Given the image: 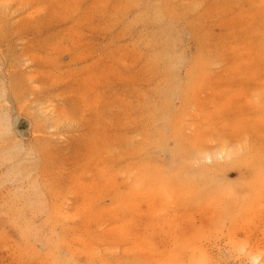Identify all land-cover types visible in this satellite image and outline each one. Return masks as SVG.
<instances>
[{"label": "rangeland", "instance_id": "1", "mask_svg": "<svg viewBox=\"0 0 264 264\" xmlns=\"http://www.w3.org/2000/svg\"><path fill=\"white\" fill-rule=\"evenodd\" d=\"M230 146H259L264 168V0H0V264H91L93 247L153 264L133 226L185 173L205 193L143 231L157 256L196 258L191 243L211 264H262L264 181L242 183Z\"/></svg>", "mask_w": 264, "mask_h": 264}, {"label": "bare ground", "instance_id": "2", "mask_svg": "<svg viewBox=\"0 0 264 264\" xmlns=\"http://www.w3.org/2000/svg\"><path fill=\"white\" fill-rule=\"evenodd\" d=\"M169 67V66H168ZM165 68V67H164ZM167 69H169V68H167ZM169 83V85H170V82H168ZM168 83H166L165 85H168ZM171 83H172V81H171ZM174 86H175V84H174ZM173 86V87H174ZM182 86V85H181ZM180 86V87H181ZM185 86V85H184ZM184 86H182L183 88H182V90L184 89ZM162 87H164V86H162ZM166 87V86H165ZM169 87H171V86H169ZM175 87H177V85L175 86ZM161 88V87H160ZM165 89V88H164ZM169 89V88H168ZM171 89V88H170ZM175 89V88H174ZM178 89V88H177ZM179 90V92H181L180 91V88L178 89ZM178 90H177V92L176 93H178ZM164 91V90H163ZM167 92V91H166ZM173 92H174V90H173ZM162 93V92H161ZM182 93V92H181ZM163 94V93H162ZM167 94V93H166ZM182 95V94H181ZM163 96V95H162ZM169 96V95H168ZM171 96V95H170ZM164 97H167V95H164ZM164 101H165V99H164ZM163 101V102H164ZM167 101V100H166ZM168 103V102H167ZM153 106V105H152ZM37 112V111H36ZM164 112V111H163ZM160 114V113H159ZM29 115V114H28ZM31 115V114H30ZM36 124V123H35ZM40 130V129H39ZM42 133V132H41ZM174 133H175V139H176V143H175V148H176V153H178V154H182V155H185V153H186V150H184L183 148H185V146L183 145V144H181L182 143V135H181V131H180V129H178L177 131H176V129H174ZM46 134V133H45ZM162 135V134H161ZM221 145L222 144H219L218 145V148H219V153L218 154H220V155H223L224 154V151L225 150H223L224 149V145H223V147H221ZM174 147V146H173ZM258 148L260 149V147L258 146ZM227 149V153L228 154H226V152H225V154L228 156V157H230L231 158V160H230V162H229V164L230 165H235V166H237L238 168H239V170H242V172H241V175H242V183L243 184H245V185H250V186H259V184H260V182H261V180H263L264 181V168L262 167V166H260L259 167V165L257 164V162H256V159H260L261 160V156H262V154H261V151L259 150V149H256L255 147H253V146H248V147H245V148H241V147H239V148H236V147H233V146H230L229 148H226ZM218 151H216V152H218ZM196 154H200V155H204L203 156V158L205 159V157L207 158V156H205V152H203L202 153V150L201 149H198L197 151H196ZM213 158V157H212ZM230 158H227L226 160H228V159H230ZM194 159H196L195 158V156H194ZM197 160H198V158H197ZM199 160H201V161H205V160H202V159H199ZM194 161V160H193ZM196 161V160H195ZM194 161V162H195ZM208 161V160H207ZM210 161V160H209ZM228 162V161H227ZM146 163V162H145ZM144 163V164H145ZM197 163V162H196ZM200 163V162H199ZM225 164H228V163H225ZM224 164V165H225ZM147 165V164H146ZM142 167H144V166H142ZM141 168V167H140ZM230 168V167H229ZM138 169H139V166H138ZM182 170V169H181ZM180 170V171H181ZM179 171V170H178ZM179 171V172H180ZM185 171V170H184ZM223 171V170H222ZM221 171V172H222ZM215 171L213 170V173H214ZM217 172H219L220 173V171H217ZM165 173V172H164ZM185 173V172H184ZM157 174V173H156ZM181 174H183V173H181ZM211 174H212V172H211ZM210 174V175H211ZM165 175V174H164ZM168 175H170V174H168ZM176 175H179V174H176ZM247 175V176H246ZM163 176V175H162ZM163 177H165V176H163ZM169 177V176H168ZM209 177V176H208ZM139 178H140V182H141V184H142V186L143 187H146V188H148L149 190H151L150 191V193L153 195V196H157L158 194H159V191L156 189V185L163 179V178H161L160 176H153V175H150L149 173H147V172H145V174H139ZM167 178V177H166ZM178 178H179V176H178ZM167 179H170V182H172V197H173V202L172 201H169V200H167V197H165V196H163L162 197V199L158 202V204H156L157 206H155V203H154V205H153V207H155L154 209L152 208V203L150 204V205H148V206H150L151 208H147V214H149L150 215V220L148 219V218H146V219H148L147 221H148V223L147 224H145L144 223V226H142L141 228H138L137 226L138 225H134L133 226V233H134V235H135V240L137 241L136 242V244L137 245H139V246H141L140 248H138V249H136L132 254H134V255H136V257H138V258H141L143 261H145V260H148L149 259V261H153L152 263L153 264H174L175 262L176 263H179V264H193L192 262H194L195 264H197V263H199V264H209L210 263V259L209 258H211V256H213V255H210V256H208L207 255V250L206 251H204L203 250V248H201V247H199L197 244V246L196 245H194V244H191V243H187V244H183L184 245V247H183V251L181 252V254H186V253H191V255H193V254H196L197 255V257L196 258H193V259H191V257L192 256H186L185 258H180V256H178L177 258H176V251L175 252H170L169 254H167V256H165V257H160L159 255L157 256V254L155 253V250H154V247L152 246V240L149 238H147L145 235H144V233H143V231H148V232H151L152 231V226H153V221L155 220V219H159L157 222H156V224L157 225H159V226H163V225H169L172 221H171V219H173L174 217H175V213H173V208H172V206H173V204L175 203V205H176V203H178V205L181 207H186V206H188V205H192V206H194V205H197V204H199L200 203V201L202 200V198H203V195H204V190H205V187H206V183L205 184H200V179H196L195 178V176H192V175H188V174H184V176H181L179 179H172L171 178V176H170V178H167ZM217 181H219V180H216V181H211V183L209 184V185H211V186H213V189L216 187V186H218V185H221V183H219V182H217ZM222 182V181H221ZM222 183H225V180H223V182ZM229 183H231V182H229ZM228 183V184H229ZM227 184V183H226ZM226 185V188H227V186H229V185ZM231 185V184H230ZM223 186V185H222ZM233 186V185H232ZM224 187V186H223ZM210 188V187H209ZM222 188V187H221ZM221 188H219V189H221ZM257 188H259V187H257ZM213 189H211V190H213ZM228 189V188H227ZM230 189V188H229ZM207 191H208V189H206ZM226 190V189H225ZM210 191V190H209ZM207 193H209V192H207ZM150 194V195H151ZM236 194V193H235ZM238 194H239V192H238ZM151 195V196H152ZM211 195V194H210ZM213 199H215V198H213ZM206 200H208V199H206ZM210 201H211V199H210ZM39 203V202H38ZM41 203V202H40ZM208 203V202H207ZM206 203V204H207ZM210 204V203H209ZM216 204H217V201H216ZM38 205H40V204H38ZM205 205V204H204ZM198 206H200V205H198ZM254 206V205H253ZM252 206V207H253ZM36 208H38L39 206H35ZM43 207V206H42ZM48 207L50 208L51 207V212H54V208H53V205H50V204H48ZM157 207V208H156ZM177 208V207H176ZM195 208H197V207H195ZM195 208H193V209H195ZM202 208V207H201ZM209 208V207H208ZM238 208V207H237ZM236 208V212H235V214L237 215V210H239V209H237ZM175 209V208H174ZM198 209V208H197ZM197 209H195V210H197ZM176 210V209H175ZM199 210V209H198ZM197 210V211H198ZM216 210V209H215ZM56 212V211H55ZM60 212V213H59ZM57 211L55 214L56 215H58V216H61V211ZM191 212V211H190ZM233 212V211H232ZM264 212V211H263ZM64 213V212H63ZM186 213H187V211H186ZM242 214H243V211L241 212ZM52 214H54V213H52ZM184 214V213H183ZM232 214V213H231ZM234 214V215H235ZM241 214V215H242ZM214 216L216 215V214H213ZM235 215V216H236ZM239 216H240V212H239V214H238ZM52 216H54V215H52ZM212 215L210 214V216L208 217V218H210ZM239 216H237V218L239 217ZM256 216V215H255ZM258 216V215H257ZM256 216V217H257ZM261 216V215H260ZM227 217H229V216H227ZM255 217V218H256ZM259 217V216H258ZM257 217V218H258ZM57 218V217H56ZM235 218V217H234ZM240 218V217H239ZM238 218V219H239ZM178 219V218H177ZM55 220V219H54ZM176 220V219H175ZM210 220H211V218H210ZM260 220H262V219H259L258 220V222L260 221ZM51 222L53 221V219L52 220H50ZM56 221V220H55ZM57 221H60V220H58V218H57ZM63 221V220H62ZM49 222V221H48ZM50 222V223H51ZM234 222H236V220L234 221ZM54 223H56V222H54ZM53 223V224H54ZM61 223V222H60ZM202 223H205V222H202ZM210 223V222H209ZM262 223H263V221H262ZM62 224V223H61ZM141 224V223H140ZM139 224V225H140ZM155 224V223H154ZM173 224V223H172ZM226 224V223H225ZM236 224V223H235ZM204 225V224H203ZM218 225H220L221 227H222V225L221 224H218ZM218 225H216L217 226V228L218 227H220V226H218ZM206 226V225H205ZM213 226V225H212ZM231 225H229V227H230ZM204 227V226H203ZM214 227V226H213ZM213 227L211 228V229H213ZM220 227V228H221ZM225 227V226H224ZM235 227V225L233 224V228ZM64 228V227H63ZM199 228V227H198ZM205 228V227H204ZM218 229V231L217 232H219V230H221V229ZM227 228V227H226ZM231 228V227H230ZM233 228H231V229H233ZM157 230H158V228H156ZM193 229V228H192ZM201 229V228H200ZM215 229V228H214ZM151 230V231H150ZM207 230H209V228H207ZM60 232H61V230H60ZM206 232V231H205ZM217 232H215L216 234H217ZM26 233V232H25ZM215 233H213V234H215ZM61 234V238L62 239H65V237L62 235V232L60 233ZM59 234V235H60ZM208 235H209V233H208ZM211 235H212V233H211ZM194 237V236H193ZM98 238V237H97ZM189 239V238H188ZM183 240V239H182ZM173 241V240H172ZM66 242V241H65ZM197 242V241H196ZM201 242V241H200ZM175 243V242H174ZM177 243V242H176ZM58 244V243H57ZM51 245V244H50ZM59 245V244H58ZM95 245V244H94ZM229 245V244H228ZM57 246V245H56ZM172 246V245H171ZM175 246V245H174ZM177 246H178V248H180L179 247V245L177 244ZM177 246H176V248H177ZM111 248H112V246H110ZM114 247V246H113ZM197 247H199V248H197ZM54 248H55V245H54ZM109 248V247H108ZM177 248V249H178ZM201 248V249H200ZM52 250H53V248H51ZM96 249H98L100 252H101V254L96 250ZM166 249V248H165ZM241 249V248H240ZM251 249V248H250ZM51 250V251H52ZM103 250V249H102ZM101 249H99L98 247H93L91 250H90V252L87 254L88 255V258L89 259H86V263H91V264H107V262H105V260H104V256H103V251H102ZM105 250H107V248L105 249ZM110 249H108V251H109ZM176 250V249H175ZM182 250V249H181ZM253 250V249H252ZM167 252H168V250H166ZM166 251H164V252H166ZM210 251V250H209ZM208 251V252H209ZM246 251V250H245ZM251 251V250H250ZM255 251V250H254ZM253 251V252H254ZM248 252V251H247ZM260 252V251H259ZM259 252H258V254H259ZM69 253H71L72 255H73V252H70L69 251ZM80 253L81 254H84L85 256H86V253L85 252H82V251H80ZM161 253V252H160ZM180 253V252H179ZM261 253V252H260ZM79 254V253H78ZM80 254V255H81ZM162 254H163V252H162ZM209 254V253H208ZM250 254V253H249ZM254 254V253H253ZM207 255V256H206ZM164 256V255H163ZM245 256H246V254H245ZM251 256H254V255H251ZM255 256H257L256 255V252H255ZM254 256V257H255ZM259 256H261V254L259 255ZM258 256V260H259V257ZM207 257H209V258H207ZM249 257V256H248ZM254 257H250L249 259H251V261H249L250 263L251 262H253L252 260L254 259ZM86 258V257H85ZM155 258V259H154ZM180 258V259H179ZM257 258V257H256ZM209 259V260H208ZM248 259V260H249ZM89 260H91V261H89ZM215 260V259H214ZM247 260V261H248ZM262 260V259H261ZM257 261V260H256ZM264 261V260H263ZM248 262V263H249ZM259 263L261 262V261H258ZM73 263V262H72ZM73 264H77L76 262L75 263H73ZM211 264V263H210ZM212 264H214V263H212ZM262 264H264V262L262 263Z\"/></svg>", "mask_w": 264, "mask_h": 264}]
</instances>
